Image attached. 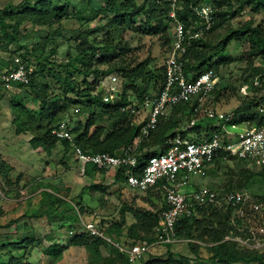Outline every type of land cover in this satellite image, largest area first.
<instances>
[{"label":"trees","instance_id":"trees-1","mask_svg":"<svg viewBox=\"0 0 264 264\" xmlns=\"http://www.w3.org/2000/svg\"><path fill=\"white\" fill-rule=\"evenodd\" d=\"M87 1L91 3V6L89 7L87 4H84L83 8L80 9H75L74 6H71V1L69 0H64V3H61L60 0H22L20 5H18L19 11H21L20 13L30 16L31 20L39 26H51L49 23L52 21L61 19V22H63L73 18L84 24L95 19L98 15H101L103 18L110 15L107 24H110L111 29L106 35L107 39H105L103 43L93 44L88 39L89 33H86L88 34L87 36L86 34L85 36L80 35L82 37L80 43L81 50L77 51L76 49L75 54L70 57L65 64L70 70H68L66 77L62 78V86L65 88L66 93L68 92L71 96H74L73 98H61L58 94H54L48 98L45 94L42 95L41 93L35 92V79L39 76V71L45 69V65H42L41 61L42 59L47 60L46 56L43 57V52H38L37 54L36 48L44 49V46L39 47L41 43L37 42L31 49L32 55L34 56L33 60L35 59L37 62L36 64L33 63L28 65L24 55H22V53L19 55V57L23 58H21V63L28 73L29 82L27 84L15 83L9 87H4L0 80V86H2L5 91L14 93L10 100V111L13 115L11 123L15 133L22 134L29 132L32 136L30 139L32 147L45 151L47 154L58 144H61L66 152L75 145L80 147L85 153L108 152L111 154H118L122 152L132 143L135 137L140 136L138 131L140 125L136 123L133 114L121 110V108L130 105L132 99L139 100L145 93L157 91L158 88L161 87L164 79V67H162L160 75H157L155 78L154 71L149 68L148 59L141 62H128L126 56L129 52V48L126 46L119 47L118 42H115V38L118 37L122 26L128 24V18L130 22L135 25L138 23V27H142L148 32H151L150 27L152 20L158 22V24H162L163 22V28H167L168 26L170 28L167 17L170 9V0H143L141 4L136 3V0ZM200 1L202 0H183V7L181 6L180 9L177 10L178 17L182 21H186L187 26H190V20L195 18L193 7L198 5ZM211 1L213 3V13L217 20L208 32L190 39L185 45L186 53L183 56L184 71L187 73H200L204 70L212 69V67L217 68L225 61V58L221 57L220 54L224 52L228 42L231 40H240L242 38L248 45V53L253 56H258L264 61V27L260 24H255L251 20L245 21L237 27L230 26L228 32L217 41L208 38V35L218 24L222 23L223 20L234 17L237 10L247 4L251 6L252 11H258V9L264 8V0H234V4L237 5L234 10H221L223 6L228 7L229 4L232 5L230 0ZM69 8H72L71 11ZM73 10L75 11L74 13H72ZM18 12L14 11V6L12 4L0 8V40L2 39L6 45L12 44L17 40L14 33L20 22L18 20H16L18 23L15 21L12 22L11 19ZM141 17H144L145 20H141ZM96 28L97 26L92 27L90 31ZM170 40L171 35L169 33L165 41L169 42L170 45ZM44 42L45 39L42 43ZM14 57L15 55L12 57L10 56V60L7 61L8 64L5 65L6 67L3 63L0 64V76L16 67ZM24 60H26V62ZM96 60L102 61L94 66L93 64ZM80 62L82 64L81 68L78 67ZM99 65H105V67L101 68ZM71 70L76 72L77 75L82 76L81 83H83L84 86L76 81L72 76L73 71ZM252 71L249 83L244 82L248 84V93L243 97V102H241L233 112L238 113L239 121H249L252 124L259 125L264 122V110L263 107H260L258 104V102L264 101V69L263 67L256 66L252 68ZM113 74L116 75L119 80L121 94L117 101L110 100L106 102L102 99L105 93L103 83L107 76ZM254 75L257 76L255 79ZM89 77H91L90 81L88 80ZM255 80H257V84H254ZM150 83L153 84L150 85ZM41 87L43 88V85H41ZM19 88H25V93L27 95H30L33 92L32 90H34L32 94L38 102L37 111L29 109L25 101L15 99L18 97ZM219 90L220 89H216L215 87L213 90L214 94L215 92L219 93ZM262 90L263 94H259ZM129 96L131 99H128ZM194 105L195 102L193 104L181 103L174 106L168 117L162 118L154 130L147 136H143L139 139V143L134 150V155L138 161V174L141 172V168L149 156L165 152L168 149L170 145L168 140L172 138L176 132H179V127L183 126L184 123L182 119H186V123L189 121L192 116L191 113ZM98 110L105 111L111 119V128L106 133H104L105 127L103 124L95 123L97 116H99V113H96ZM77 114L78 116L81 114H89V117L85 124L78 121L77 126L72 127V140L58 139L51 133L52 128L64 119H67L69 124L72 125L76 120ZM202 122L203 121H200V123L198 122L199 124L189 132L181 131V137L191 141H197L203 131L207 132L208 128H210V130L216 129V127H209V124L202 125ZM207 137H209L208 134L206 138ZM222 161H224L223 155L219 154L213 159L212 164L218 165ZM91 169L94 170L95 168L92 167ZM126 169V167H121L115 172L113 177L114 183L125 185V178L123 176ZM9 170L10 167L0 161V174H3L2 179L4 185L6 189L8 188L11 190L10 187L14 188L18 185L19 178L17 177L14 181H10L8 178ZM96 171L103 172L98 169ZM259 174L264 177V167H261ZM229 184V187L225 185L220 191L247 189L242 187L244 186V181L237 183L238 186L241 187L239 189L232 188L230 182ZM85 186L83 188H86ZM87 187L100 188L102 190H106L107 188L99 184H89ZM125 187L127 188L126 185ZM153 190L162 193L159 189H151L143 192L137 190L133 191L144 193ZM57 193L58 191L53 189L50 191H41L38 210L30 216L35 218L43 216L49 218L52 215L56 216L55 214L58 208L66 203ZM253 201L257 200L253 199ZM79 204L82 205L78 201V206ZM164 207V198L161 207L159 210L155 209L156 211L142 207L133 208L124 203L120 211L119 220L110 224L106 234L110 236L115 235L116 237L124 234L128 239L130 238L129 240L132 242L147 240L154 235L160 211ZM80 209L82 210V207H80ZM126 212H131L135 221L124 228L126 224ZM262 218L261 212H254L246 207L244 215L236 219L237 226H234L231 222L233 216L230 207L221 202L204 207L197 216L179 219L175 225L174 234L177 239L183 234L192 236L196 229L201 228L202 231L198 238L204 241L207 240L206 237L209 238L208 241L211 244L205 245L206 247L204 246V248L208 252L207 260L212 262V264H264V248L259 250L245 246L242 247L238 245V243L236 244L231 241L223 240L225 235L237 233L238 229H242L238 230L239 234H244L246 228L250 229L251 227L256 228L257 226L264 225ZM16 221L17 220H11L9 225ZM242 227H244V229ZM86 235L85 233L75 234L67 241L66 245L57 247L56 244H52L44 249V251L50 255L58 256L60 255V251L66 246H83L89 252L90 261L94 263L102 259L100 249L102 241L98 238L91 239ZM29 243L30 239H16L9 243L0 244V264H30L25 255ZM171 244L164 245L169 246ZM189 246L192 253L195 254V259L200 262L199 264H202V256L196 249L198 246L194 245L192 242H189ZM4 247L7 249L4 250ZM18 250H22V254H15V251ZM110 252L112 254V259H110V262H105L106 264H128L123 252L115 248L110 250ZM174 256L175 255L169 252L168 258L165 261L154 260L153 262L157 264H190V258L183 255H177L175 258ZM142 264L151 263L145 261Z\"/></svg>","mask_w":264,"mask_h":264},{"label":"rangeland","instance_id":"rangeland-1","mask_svg":"<svg viewBox=\"0 0 264 264\" xmlns=\"http://www.w3.org/2000/svg\"><path fill=\"white\" fill-rule=\"evenodd\" d=\"M21 1L22 0H0V8H3L5 5L12 4L14 6V11L18 12V5H20ZM69 1H71V6H74L75 9L83 8L84 4H87L89 7L91 6V3L87 0ZM182 1L183 0H177L180 7L182 6ZM230 1L232 5L229 4L228 7L223 6L221 10H234L237 7V5L234 4V0ZM60 2L64 3V0H60ZM142 2L143 0H136V3L138 4H141ZM200 3L209 6H212L213 4L211 0H202ZM69 9L71 11L72 8ZM20 12L21 11L15 14V16L11 19L12 22H16V20L20 22H16L18 23L17 30L14 33L17 38L16 42L6 45L2 39L0 40V64L3 63L4 66L7 65V61H9L10 56L12 57L13 55L18 57L21 62L22 57H19L20 53L24 55L27 62L26 60L24 61L28 65L33 63L36 64L37 62L35 59L33 60L34 56L32 55L31 49L34 47L36 42L41 43L39 47L44 46V49L36 48L37 54L38 52H43L42 55L43 57L46 56L47 60L42 59L41 61V64L45 65V69L39 71V76L35 79V92L41 93L42 95L45 94L48 98L54 94L60 95L61 98H73L74 96H71L68 92L66 93L65 88L62 86V78L66 77L68 70H70L65 66V64L68 62L69 58L75 54L76 49L77 51L81 50L80 43L82 35L85 36L86 33H89V35L86 34V36L88 35V39L93 44L103 43V41L107 39L106 35L111 29L110 24H107L110 15L105 18L98 15L95 19H92L84 24L73 18L63 22H61V19L52 21L49 23L51 26H39L31 20L30 16L23 15ZM74 12L75 11L73 10L72 13ZM141 20H145V18L141 17ZM248 20L264 27V8L258 9V11H252L251 6L246 4L244 7L237 10L234 17L223 20L222 23L218 24L208 35V38L213 41H217L228 32L230 26L237 27ZM128 21L127 25L122 26L118 37L115 38V42H118L119 47L126 46L129 48V52L126 56L128 62H141L148 59L149 68L154 71L156 78L157 75H160L166 56L168 55V47L170 45L169 42L165 41V39L169 36V33L171 34V29L169 26L167 28H163V22L162 24H158V22L152 20L150 27L151 32H148L142 27H138V23L135 25L130 22L129 18ZM95 26H97V28L90 31V29ZM44 39L45 42L42 43ZM220 55L225 58V61H223L217 68L212 67L217 79L215 87L216 89H220V92H215L214 94L212 91L206 98L205 104L218 111H231L243 102L242 99L244 95L240 91V87L244 82L249 83L251 80L253 72L252 68L259 66L264 69V61L260 57L253 56L248 53V45L243 38L240 40L229 41L226 49ZM101 61L102 60H96L93 65L96 66L98 62ZM99 66L101 68L105 67V65ZM78 67H82L81 62L78 64ZM72 76L80 85L84 86V84L81 83V75H77L76 72L73 71ZM256 77L257 76L254 75V79ZM88 80L90 81L91 77H89ZM118 81L119 80L117 78V86L121 91ZM151 84L153 83H150V85ZM41 85H43L44 89ZM25 90V88H19V92L17 94L18 97L15 99L25 101L29 109L37 111L38 102L32 94L34 93V90H32L33 92L30 95H27ZM13 94L14 93H10L5 90L1 94V100L4 99L3 103L8 110L10 107V97ZM120 94L121 92L114 95L113 98H119ZM259 94H263V90L260 91ZM129 98L130 96L128 99ZM258 104L260 107H263L264 110V101L258 102ZM96 113H99V116H97L95 123L103 124L105 127L104 133H106L111 128V119L105 111L98 110ZM76 116V120L72 123V127L77 126L78 121L85 124L89 114H81L80 116L77 114ZM168 116L169 114L166 117ZM197 116L199 120L198 122L203 121L205 123H209L210 127L217 126L218 124L217 121L206 119L203 112L199 113ZM9 117L11 118L12 116L9 115ZM182 121H184V126L186 119H182ZM7 124L11 125V128H14L13 125L10 124L9 120H7ZM205 135L207 136V134ZM59 147L63 148L61 144H59ZM67 153L68 154H65L64 156L58 155L56 158V160L59 159L57 160L58 163L54 160V165L52 164L50 167L46 168L49 173L53 172V176H56L55 178L57 179L56 181L51 178L50 181H55L52 183H56V185H53L50 182L47 187L55 189L54 186H56L58 195L65 196L66 199L71 200V202L69 201L70 203L65 200L66 203L62 204L57 210L59 211L63 209L64 212H61L63 214L48 218L49 220L54 219L52 222H48L49 220L45 217L35 218L30 216L38 210L40 200V191H37L38 187H46V182L43 181V177L40 178L41 181H39L38 178L34 180L32 176L29 177L26 175L23 177L22 183L15 186V189L10 187L11 190L6 189L5 186L0 183V225H2L0 226V244L9 243L16 239H30V243L28 244L25 253L30 264H106L105 262H110V259H112L110 250H113L114 248L118 249L115 245L116 243L121 244L127 243V241L128 243L132 242L129 240L130 238L125 240L126 238H116L113 235L110 236L109 234H106L110 224L119 220L120 211L124 206V203L132 206L133 208L142 207L148 208L149 210H159L163 200L162 193L154 190L150 192L137 193L136 191L127 189L125 185L121 183L110 182V179L108 178L109 175L105 174L104 176L100 172L96 171L97 169L81 174L73 154V147L70 148ZM64 158L66 161L60 165L59 162ZM91 168L92 167L89 166L87 169ZM260 169L261 168L259 167L248 165L247 163H241L235 159H226L218 165L209 164L202 174L192 177L189 182V188H197L206 185L220 191L225 185L229 187L230 182L232 188L239 189L241 187H239L237 183L244 181V186L242 187L247 188L251 192L252 198L256 199V202L264 205V177L259 174ZM46 170L44 169L45 173L47 172ZM46 174L48 175V173ZM82 176L86 180L85 183H88L86 186L84 185L86 188H83L82 190V194H84L87 202L84 201L80 195H78L80 192V179ZM77 181L79 186H76ZM89 184H99L105 187L114 184L117 185L113 191H106L100 188L87 187ZM70 188L72 189V192L79 188L78 193L76 194L78 196L75 195V197H69ZM21 191H24V194H22ZM78 201L82 205L79 204L78 206ZM80 207H82V210ZM259 211L261 212V215L263 216L262 220L264 221V210L260 209ZM129 213L132 215L131 212ZM131 217L134 218L133 215ZM11 220L17 221L9 225ZM81 221L96 222L98 226L102 227L104 234L110 240L106 238H98L85 233L82 228L83 225ZM56 222H60L62 227ZM231 222L234 224L236 223V220H231ZM257 227H251L252 229L246 228V230H244V234H239L238 230L242 229H238L237 233L225 235L223 240L231 241L236 244L238 243V245L242 246L235 238H250L254 234L259 233L258 230H256ZM124 228H126V224ZM242 228L244 229V227ZM69 230H72L74 233L70 234ZM201 231V228L196 229L192 236L183 234L179 236L178 239L176 238V241L169 246L157 245L151 249V252H149L146 256L145 261L151 264H157L153 261H165L170 252L175 255L174 258L177 255H183L191 259L190 264H199L200 262L195 259V254L192 253L189 246V242H192L194 245L198 246L196 249L202 256L201 263L212 264V262L207 260L208 252L204 248L205 245H209L211 243L208 241V237H206L207 240L205 241L198 238ZM80 233L87 234L91 239L98 238L102 241V259L92 263L90 261L91 258L89 252L83 246H66V248L61 250L63 253L60 251V255L58 256L50 255L44 251V249L50 246L53 242L66 245L67 241L71 239L73 235ZM5 249L7 248L4 247V250ZM22 252V250H18L15 251V254L20 255Z\"/></svg>","mask_w":264,"mask_h":264},{"label":"built area","instance_id":"built-area-1","mask_svg":"<svg viewBox=\"0 0 264 264\" xmlns=\"http://www.w3.org/2000/svg\"><path fill=\"white\" fill-rule=\"evenodd\" d=\"M178 9L180 6L177 0H170L167 17L171 29V40L163 65L164 79L161 87L157 91L145 93L139 100L132 99L130 105L121 108L134 115L136 123L140 125L138 128L140 136L135 137L132 143L118 154L85 153L80 147L76 145L73 147V154L81 174H84L91 166L113 178L118 169L126 167L123 177L127 188L142 192L159 189L163 193L165 207L160 211L154 235L144 241L115 244L124 253L128 264H142L151 249L157 245L175 242L177 221L184 217L199 215L200 211L208 205L221 202L227 204L231 209L233 220L243 216L246 207L254 212L264 209L262 203L253 201L248 189L222 192L206 185L189 188L192 177L202 174L219 154L223 155L224 160L235 159L255 167H264V122L255 125L249 121H239L238 113L216 111L204 106L206 98L215 88L216 74L213 69L200 73L185 72L183 56L186 53L185 45L189 40L208 32L217 18L211 5L199 2L193 7L195 18L191 19L190 26H187V22L178 17ZM14 62L16 67L0 76L4 87L29 82L28 73L19 58L14 57ZM254 84H257V80ZM103 85L105 88L103 101L113 100V96L121 92L117 86V76L114 74L107 76ZM247 90L248 84L243 83L240 91L244 96L248 93ZM194 102L191 118L168 140L170 143L168 149L149 156L138 174V161L134 150L139 139L154 130L174 106ZM202 112L206 119L218 122L217 126H214L216 129L211 130L207 138L203 131L197 141L181 137V131L189 132L198 125L197 115ZM51 133L58 139L72 140L73 138L72 125L67 119L53 127ZM81 223L85 233L110 240L96 222L81 221ZM234 226L237 224L234 223ZM256 230L259 233L250 238L235 239L242 246L260 250L264 248V226L260 225ZM69 233L74 232L69 230Z\"/></svg>","mask_w":264,"mask_h":264},{"label":"crops","instance_id":"crops-1","mask_svg":"<svg viewBox=\"0 0 264 264\" xmlns=\"http://www.w3.org/2000/svg\"><path fill=\"white\" fill-rule=\"evenodd\" d=\"M4 90L5 89H3L2 86H0V100L2 98L1 94H2V92ZM9 96H10V94H9ZM10 100H11V97H10ZM3 101H4V99L0 101V161H2L3 163H5L6 165H8L10 167V170L8 171L9 180L10 181H14L18 177L19 178L18 184L22 183V181H23L22 179L26 175L29 176V177L32 176L34 178V180L38 178L39 181H41L40 178L43 177L44 178L43 181L46 182V187L39 186L38 190H37V191H40V196L39 197L41 198V191H43V190L50 191L51 189H53L51 187H47V186H49L50 182L51 183L55 182V181H50V179L52 178V179H55L57 181V179L55 178L56 176L55 177L53 176L54 173L53 172L49 173L46 170V168L50 167L52 164L54 165V160L56 161V163H58L57 160H59V159L56 160L58 155L59 156H61V155L64 156L65 154H68V153L66 151H64L63 148L59 147V144L56 145L51 150V152L49 154H47L45 151H42V150L39 151L40 149H36V148L34 149L32 147V145L30 144V139H31L32 136H31V134L29 132H25V133H22V134H16L14 128H11V125L7 124V120H9L10 124H12L11 121H12L13 115H12V113L10 111V107H9V110H8L5 107V104L3 103ZM204 106L214 109L213 107H210V106H208L206 104H204ZM214 110H216V109H214ZM233 110H231V111H233ZM216 111H218V110H216ZM9 115H11L12 117L10 118ZM204 124H209V123L202 122V125H204ZM209 127H210V125H209ZM210 131H211L210 128H208V131L207 132L204 131V134L205 133L209 134ZM65 161H66L65 158L62 159L59 162L60 165L63 162H65ZM44 169L47 171L46 173H48V175L45 173ZM89 171H92V169H87L86 170V172H89ZM100 173L103 174L104 176L106 174L105 172H100ZM50 175H51V177H50ZM2 177H3V174H0V183L4 185ZM108 178L110 179V182L111 181L114 182L113 178L111 176H109ZM85 182H86V180L82 176L81 179H80V183H81L82 187L80 186V190L78 188L76 191H73V192H72V189L70 188L69 189L70 190L69 191V197H71V198H72V196L75 197V195L78 193V190H79L80 192H79L78 195H80L82 197V199L84 201H86V198L84 197V194H82L83 186L88 184V183H85ZM52 184L56 185V183H52ZM76 184H77L76 186H79L78 181L76 182ZM116 185L117 184L108 186L106 188V191H109V190L113 191ZM54 188L55 189H53V190L58 191L56 189V186H54ZM67 188H69V187H67ZM21 193L24 194V191H21ZM78 195H76V196H78ZM59 197H61L62 199L66 200L68 202L69 201L71 202V200L66 199L65 196H62V195L60 196L59 195ZM38 207H39V205H38ZM63 211H64L63 209L59 210V211H57V213L55 215L59 216V215L63 214V213H61ZM52 216H54V215H52ZM131 216L132 215L129 212H126V214H125L126 226L130 225L131 223L134 222V218H132ZM43 217H45V216H43ZM45 218L47 220H49L48 217H45ZM52 220H54V219H52ZM52 220H49L48 222H52ZM53 223H55V222H53ZM56 223H59L60 226H61L60 222H56ZM113 236L116 237L115 235H113ZM116 238H118V237H116ZM119 238H122V239L126 238L125 240L128 239V237L126 235H124V234H122V236H119ZM52 244H56L57 247H61L62 246V244H57L55 242H53ZM70 246H72V245H70ZM101 246H100V249H101V254L103 256V251H102V247ZM73 247H82V246H73Z\"/></svg>","mask_w":264,"mask_h":264},{"label":"water","instance_id":"water-1","mask_svg":"<svg viewBox=\"0 0 264 264\" xmlns=\"http://www.w3.org/2000/svg\"><path fill=\"white\" fill-rule=\"evenodd\" d=\"M113 100H114V101H117V100H118V98H117V97H114V98H113Z\"/></svg>","mask_w":264,"mask_h":264}]
</instances>
